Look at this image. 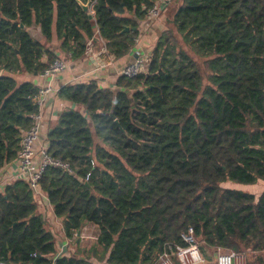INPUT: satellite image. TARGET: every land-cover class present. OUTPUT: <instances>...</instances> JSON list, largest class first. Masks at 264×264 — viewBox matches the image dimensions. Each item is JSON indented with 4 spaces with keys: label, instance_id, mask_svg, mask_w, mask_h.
I'll return each mask as SVG.
<instances>
[{
    "label": "trees",
    "instance_id": "trees-1",
    "mask_svg": "<svg viewBox=\"0 0 264 264\" xmlns=\"http://www.w3.org/2000/svg\"><path fill=\"white\" fill-rule=\"evenodd\" d=\"M87 1L0 0V168L39 111L38 85L24 76L60 58L55 49L83 58L97 29L113 59L127 55L157 0H91L93 17ZM169 5L147 71L57 93L88 116L67 109L48 131L49 152L74 173L48 167L40 188L65 236L91 223L97 245L53 261L52 226L17 179L0 192V264H155L169 243L186 245L189 227L208 247L264 264V189L222 185L264 181V0Z\"/></svg>",
    "mask_w": 264,
    "mask_h": 264
},
{
    "label": "built area",
    "instance_id": "built-area-1",
    "mask_svg": "<svg viewBox=\"0 0 264 264\" xmlns=\"http://www.w3.org/2000/svg\"><path fill=\"white\" fill-rule=\"evenodd\" d=\"M171 1L172 0H157L149 9L147 18L145 19L147 21H152L158 18L164 6L169 5ZM94 2L95 1H91L89 7V13L92 17L95 14ZM96 37H98L104 44L101 52H107L106 43L97 29L95 36L89 40L86 49V54L92 59L96 58L91 50V44ZM138 39L139 38H137L136 41H138ZM151 57L152 52L135 59L132 63L125 66L118 75L135 77L138 74L147 71ZM98 67H101V65ZM66 68L67 64L65 60L57 58L38 74L41 79L38 83V93L36 96L38 98L36 103L39 106V111L31 115L32 124L26 131H24L20 150L14 160L17 163V179L26 181L37 198L43 197L47 200H49L47 194L40 188V180L46 169L48 167H57L68 173H74V169L69 162L60 158H55L51 155L48 144H40L42 135L45 132L44 107L46 101L50 96L58 92L59 89L54 83L56 78L64 72ZM92 164L95 163L92 162ZM90 176L91 173L89 172L84 180L88 182ZM182 238L186 243L185 246L169 243L166 249L159 254L155 264H210L204 255L205 250L200 246V241L195 236L192 227H189L188 230L182 234ZM226 250L222 247L216 248V252L214 253L216 264H247L245 254L242 252ZM61 255L62 251L59 250L54 256H52V260L55 261L56 258Z\"/></svg>",
    "mask_w": 264,
    "mask_h": 264
},
{
    "label": "crops",
    "instance_id": "crops-1",
    "mask_svg": "<svg viewBox=\"0 0 264 264\" xmlns=\"http://www.w3.org/2000/svg\"><path fill=\"white\" fill-rule=\"evenodd\" d=\"M162 9L160 16L152 21H147L146 19L140 20L139 25L142 29L141 35L138 37V41L134 48L127 55L119 58L113 59L108 52H101L104 44L103 42L96 37L91 44V50L94 53L96 58H91L86 54L81 59H70L65 53L55 49L58 53V56L65 60L67 68L62 72L55 80L54 85L60 89L67 84H76V83H88L94 82L100 87H114L118 74L121 70L132 63L135 59L150 53L153 51L156 46L160 36L166 30V18L170 10L171 5H167ZM34 29L37 28L39 32L38 38H41L40 27L38 25L32 26ZM30 27V31L32 30ZM46 57H44V60ZM101 67H98L100 66ZM103 65V66H102ZM24 78L32 80L37 85L41 81L38 75H28L26 74ZM50 96L44 107V116H45V132L42 135L40 144H48L47 133L50 131L54 125H56L60 114L67 109H76L82 112V114L88 116L87 111L84 106L73 104L67 100L61 99L58 94ZM17 180V163L13 160L11 163L7 164L4 167L0 168V192H4L5 187ZM39 202V207L44 215L47 217L49 223L52 226V231L56 237L57 242V252L62 251V254L74 253L76 251L77 244L82 242L85 238V233L83 230L85 228L92 227L95 229V236H92L96 239L94 245H97L99 229L96 225L87 223L84 225L81 231L77 233V239L75 240L76 244H73V239L67 238L63 232L61 219L54 214L53 205L49 200L39 197L37 198ZM60 223V224H59ZM76 245V247H75ZM92 245L83 244V248H90Z\"/></svg>",
    "mask_w": 264,
    "mask_h": 264
},
{
    "label": "rangeland",
    "instance_id": "rangeland-1",
    "mask_svg": "<svg viewBox=\"0 0 264 264\" xmlns=\"http://www.w3.org/2000/svg\"><path fill=\"white\" fill-rule=\"evenodd\" d=\"M31 32H32V34L35 37H38L39 36V32H38V29L37 28L34 29L32 27ZM19 76L22 78V75H19ZM222 185L223 186H227V187H231V188H238V189H241V190L250 191V192L255 193V195H258L264 189V181H259L257 184L251 185V186H246V185L238 184V183H235V182H232V181L222 183ZM61 224H62V221H61ZM83 233H85L86 236L82 240V242L80 241V243L77 246L79 247V246H82L83 244H86V245L91 244L93 246L94 245L93 243H95V241H96V239H94L92 237V236H95V234H96L95 229H93L92 227L85 228V230H83ZM72 243L73 244H76L75 238H73ZM200 246L202 247V249L205 250L204 255L207 258V260L210 262V264H216L215 263V256H214V253L216 252L215 251L216 248H211V247L206 246L203 241H200ZM75 247H76V245H75ZM87 249H90V248H87ZM226 251H231V250H226ZM243 254H245V253H243ZM245 256H246V263L248 264V255L245 254ZM92 260L95 261V262H97L95 258H92ZM155 263H156V261H155Z\"/></svg>",
    "mask_w": 264,
    "mask_h": 264
},
{
    "label": "water",
    "instance_id": "water-1",
    "mask_svg": "<svg viewBox=\"0 0 264 264\" xmlns=\"http://www.w3.org/2000/svg\"><path fill=\"white\" fill-rule=\"evenodd\" d=\"M82 8L86 11L89 12V7L91 4V0H88L86 3L80 2ZM90 14V13H89ZM91 16V15H90ZM129 28H126V30H128ZM38 100L37 97L34 98V101L36 102ZM117 121V120H116ZM51 131V130H50ZM86 184H89L87 181L85 182Z\"/></svg>",
    "mask_w": 264,
    "mask_h": 264
}]
</instances>
